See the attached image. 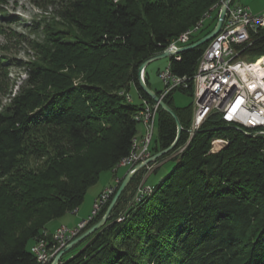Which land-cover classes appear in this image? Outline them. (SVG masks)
Instances as JSON below:
<instances>
[{
  "label": "trees",
  "instance_id": "1",
  "mask_svg": "<svg viewBox=\"0 0 264 264\" xmlns=\"http://www.w3.org/2000/svg\"><path fill=\"white\" fill-rule=\"evenodd\" d=\"M224 1H62L57 16L65 25L47 27L26 85L0 111V264H39L32 246L41 238L53 244L49 231L133 150L135 116L143 101L154 102L139 84L141 64L188 31L202 26L187 45L210 33ZM0 10V21L13 22ZM253 41L246 52L263 56L264 31ZM206 47L171 57L173 73L193 77ZM145 80L152 88L148 67ZM176 92L192 96L175 90L164 98L183 127L177 148L158 160L170 158L172 169L135 199L149 169L136 174L106 225L60 264H264V134L214 113L190 137L193 105L176 107ZM156 129L152 154L177 136L161 108ZM214 139L227 143L212 151ZM42 156L44 164L32 163Z\"/></svg>",
  "mask_w": 264,
  "mask_h": 264
},
{
  "label": "built area",
  "instance_id": "2",
  "mask_svg": "<svg viewBox=\"0 0 264 264\" xmlns=\"http://www.w3.org/2000/svg\"><path fill=\"white\" fill-rule=\"evenodd\" d=\"M200 28H196L189 37L175 39L167 50L188 44ZM263 31L264 11L255 13L250 7L235 3L229 6L220 32L208 42L197 62L193 77L174 74L170 63L160 70L158 76L164 84L160 94L162 99L175 90H191L194 101L190 137L214 113L220 115L229 125L257 129L258 134H264V55L253 61L242 58L244 54L248 58L254 57L246 50L253 45L254 36ZM142 108L149 110L148 122H141V112L135 116L136 120L143 123L144 132L139 138L133 157L120 163L119 167H133L152 155L151 146L155 138L160 106L155 102L143 101ZM186 146H182L177 152L182 153ZM222 148L216 150L215 147L214 151L218 152ZM120 183L121 180L115 178L114 186H109L101 193L87 220L73 228L58 226L52 235L53 244L45 238L39 239L32 246V253L37 261L40 264L49 263L62 248L78 236L110 201Z\"/></svg>",
  "mask_w": 264,
  "mask_h": 264
},
{
  "label": "rangeland",
  "instance_id": "3",
  "mask_svg": "<svg viewBox=\"0 0 264 264\" xmlns=\"http://www.w3.org/2000/svg\"><path fill=\"white\" fill-rule=\"evenodd\" d=\"M62 1L67 2L68 0H0V7L7 11L8 15H10V19H14L13 22H10L8 20L0 21V63L2 65L0 66V111L4 110L7 105H9L12 97H14L19 92L21 87L26 85V80L29 77L27 74L28 64L36 62L39 59V55H37L38 51L36 50V44L44 43L46 37L44 31L47 30V27L49 25L58 24L60 26L62 24L61 18L57 16L58 10L61 8ZM235 3H239L241 5H249L251 10L255 13L262 12L261 10L264 8V0H235ZM206 44L208 46V43ZM242 58L253 61L258 58V56L248 58V56L244 54ZM169 63L170 57L153 62L148 66V71L152 83L151 86L154 90L159 91L164 88V84L159 79L158 72L167 67ZM129 97L132 98V101L134 103H138L136 91L132 90ZM193 101L194 100L191 95L182 92H176L174 94V105L176 107L191 106L193 105ZM140 125L138 126L139 129L141 128ZM157 134L158 130L156 129L155 135L157 136ZM136 138L139 139V135H137ZM226 143L227 141L225 139H214L212 142V151H214L215 147L216 150L220 147H224ZM51 154H54L52 150ZM177 154L180 153L176 151L174 156ZM46 160V156L36 157V159L31 158L32 163L39 166L44 164ZM173 165L174 162L170 160V158H167L161 162L155 163L153 167L151 166L150 168H148V173L144 176L143 181H141L140 185H138L134 198L136 199L140 195L148 194L150 193V190L152 192L154 187L153 185H156L160 181L161 177L166 175L172 169ZM124 167H127L128 169L132 168L130 166ZM157 167L159 168L155 172L154 170ZM116 169L118 170V167L114 168L112 172H116ZM126 170L121 169L119 174L124 175ZM112 172L103 174L99 182L89 189L83 205L90 196L98 192L101 186L106 184L111 179ZM123 178H119L121 182ZM112 185L113 184L109 186ZM109 186H107L106 188H108ZM107 203L105 205H107ZM76 211H73L70 214L75 213ZM121 220V218L118 219V221ZM62 222L66 223V219H63ZM54 231L51 235H53ZM52 260L53 258L47 264H50Z\"/></svg>",
  "mask_w": 264,
  "mask_h": 264
},
{
  "label": "water",
  "instance_id": "4",
  "mask_svg": "<svg viewBox=\"0 0 264 264\" xmlns=\"http://www.w3.org/2000/svg\"><path fill=\"white\" fill-rule=\"evenodd\" d=\"M232 1L233 0H225L223 2L222 6L220 7V10H219L217 23H216L214 29L210 33H208L207 35H205L204 37H202L201 39H199L198 41H196L190 45H186V46H183L181 48L174 49V50H166L162 53L154 55V56L148 58L147 60H145L141 64V66L139 67V70H138L139 84H140L142 90L155 103H158L160 108L163 111L167 112L168 114H170L174 118V120L176 122V126H177V136H176L174 142L169 147H167L166 149H163V150H161L155 154H152L145 161H142V162L134 165L131 169L128 170V172L124 176L121 184L118 186L117 191H116L115 195L113 196V198H112L105 214L103 215V217L99 221H97L94 225H92L89 229H87L86 231H84L80 235L73 238L64 248H62L54 256V258L50 264H60L62 258L65 256V254H67L70 250H72L79 243L83 242L86 238H88L89 236L94 234L96 231L103 228L106 225V223L108 222V220L111 216V213L114 210L119 198L121 197L123 192L126 190V188L129 186V184L131 183V181L135 177V175L138 174L140 171H142L144 168H150L151 165L158 162V160L160 158H162L163 156L167 155L168 153H170L171 151H173L177 148L178 143H179L180 138H181V135H182V132H183L182 124H181L179 117L176 114V112L164 101V99L161 98V96L156 91H154L147 84V82L145 80V70L153 62H156V61L164 59V58H169V57L171 58L176 54H181V53L186 52L188 50L196 49V48L208 43L209 41H211L222 29L228 8H229Z\"/></svg>",
  "mask_w": 264,
  "mask_h": 264
},
{
  "label": "crops",
  "instance_id": "5",
  "mask_svg": "<svg viewBox=\"0 0 264 264\" xmlns=\"http://www.w3.org/2000/svg\"><path fill=\"white\" fill-rule=\"evenodd\" d=\"M242 5H244V4H242ZM245 6L250 7L249 5H245ZM263 10H264V8L261 11H263ZM137 97H138V95H137ZM139 102H140V99L138 97V103ZM140 126H141V128L139 129V133H140L139 135H142V133L144 132V128H143V125H140ZM153 147H155V143L154 142H153L151 148H153ZM121 169H125L126 170L128 168L127 167H119L116 172H112L111 173V179L106 184H104L103 186H101V188L99 189L98 192H96L92 196H90L89 199L85 202V204L84 205L82 204L83 206L81 205L79 207V209H77V211L75 213H72V214H69L68 216H66V218H64V219H66V223L61 222L60 224L61 225H66L68 227H75L80 222H82L85 219H87L91 215L92 210H93V207H94V204H95V201L99 197V195L102 193V191L107 186L113 184L116 177L123 178L126 175V173L128 172V170H129V169L126 170L125 174L124 175H121V174H119V172H120ZM54 229H56V226L53 229H51L49 232L52 233L54 231Z\"/></svg>",
  "mask_w": 264,
  "mask_h": 264
},
{
  "label": "bare ground",
  "instance_id": "6",
  "mask_svg": "<svg viewBox=\"0 0 264 264\" xmlns=\"http://www.w3.org/2000/svg\"><path fill=\"white\" fill-rule=\"evenodd\" d=\"M200 27V26H199ZM194 33V31H188V32H186L185 34H183L182 36H180L179 38H183V37H189V36H191L192 34ZM174 43V41L171 43V45ZM171 45H170V47H171ZM187 44H185V45H182V47L183 46H186ZM169 47V48H170ZM148 117H149V110H148V108H143L142 109V111H141V122H148ZM139 121V120H138ZM140 122V124H142L143 125V123H141ZM140 136H142V135H139V138H140ZM138 141H139V139H134V143H133V150L131 151V153L127 156V157H125V158H123L120 162H119V164L120 163H124V162H126L127 161V159L128 158H131V157H133V154L135 153V151H136V145H137V143H138ZM119 164L117 165V167H119ZM150 193H151V190H150Z\"/></svg>",
  "mask_w": 264,
  "mask_h": 264
}]
</instances>
